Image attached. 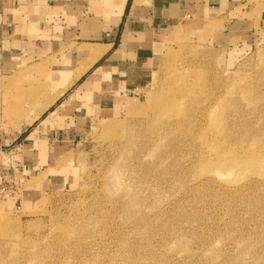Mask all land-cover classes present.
<instances>
[{
    "label": "rangeland",
    "instance_id": "374dc122",
    "mask_svg": "<svg viewBox=\"0 0 264 264\" xmlns=\"http://www.w3.org/2000/svg\"><path fill=\"white\" fill-rule=\"evenodd\" d=\"M247 5L228 45L197 22L161 35L150 84L34 174L3 145L27 126L11 108L51 101L47 66L0 74V148L25 179L0 201V264H264V0Z\"/></svg>",
    "mask_w": 264,
    "mask_h": 264
},
{
    "label": "crops",
    "instance_id": "0c3cea01",
    "mask_svg": "<svg viewBox=\"0 0 264 264\" xmlns=\"http://www.w3.org/2000/svg\"><path fill=\"white\" fill-rule=\"evenodd\" d=\"M119 1L0 0V74L21 61L44 64L51 98L62 92L3 145H21L29 174L79 142L121 97L150 84L161 35L197 22L228 45L251 30L247 0H126L118 13ZM258 19L264 33V11Z\"/></svg>",
    "mask_w": 264,
    "mask_h": 264
},
{
    "label": "built area",
    "instance_id": "2783aa9c",
    "mask_svg": "<svg viewBox=\"0 0 264 264\" xmlns=\"http://www.w3.org/2000/svg\"><path fill=\"white\" fill-rule=\"evenodd\" d=\"M19 147L0 148V201L10 200L16 204L19 199L18 190L25 180L23 168L16 160Z\"/></svg>",
    "mask_w": 264,
    "mask_h": 264
},
{
    "label": "bare ground",
    "instance_id": "6f19581e",
    "mask_svg": "<svg viewBox=\"0 0 264 264\" xmlns=\"http://www.w3.org/2000/svg\"><path fill=\"white\" fill-rule=\"evenodd\" d=\"M125 1L126 0H120L119 2H118V5L116 6V8H117V11H118V13H120L121 11H122V9H123V6H124V4H125ZM86 51V50H85ZM96 59V58H95ZM83 70V69H82ZM30 73V72H29ZM80 73V72H79ZM82 73V72H81ZM78 76V75H77ZM59 95H61V93L60 94H58V95H56V96H54V97H52L51 98V101L48 103V104H46V105H44L43 106V108H42V111H44L47 107H49V105H51L54 101H55V99H56V97L57 96H59ZM17 107H20L19 105H17ZM17 107H14V108H11V111H13V113L14 114H17V116H19V119L22 121V120H28V121H26L25 123L26 124H31L35 119H37L38 117H39V115L42 113V111L41 112H38V113H36L35 114V116L33 117V118H28V116L26 117V116H22V113L20 112V108H17ZM28 118V119H27ZM222 168L224 169V170H226V171H235L238 167H240V166H242L241 165V163H238L237 161H235L233 158H226V157H224L222 160ZM243 165H245V164H243Z\"/></svg>",
    "mask_w": 264,
    "mask_h": 264
}]
</instances>
